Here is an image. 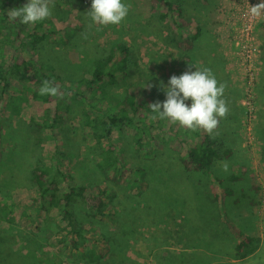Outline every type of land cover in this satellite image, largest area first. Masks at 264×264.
Wrapping results in <instances>:
<instances>
[{"label":"rangeland","instance_id":"rangeland-1","mask_svg":"<svg viewBox=\"0 0 264 264\" xmlns=\"http://www.w3.org/2000/svg\"><path fill=\"white\" fill-rule=\"evenodd\" d=\"M20 1L10 0L8 11ZM175 1L184 10V24L154 0H124L131 5L126 20L120 26L101 28L89 26L86 12L91 9L92 0H54L53 15L43 27L44 31L53 32L46 47L58 53L63 69L41 73L39 67L51 62L42 61L40 53L35 54L26 31L15 44L5 42L6 33L14 38L10 33L13 20L1 14L0 0V67L10 66L18 58L36 65L30 71L21 70L15 79L10 78L6 88L0 87V258H10L9 264H84V258L91 253L104 254L109 249L129 264H264V28L260 26L264 16L255 27L260 59L250 79L239 63L241 49L230 39L233 25L226 24L230 16L240 19L246 0ZM162 13L168 14L165 20L160 18ZM179 23L183 25L180 31ZM34 27L28 26L30 30ZM198 28L202 32L216 31L222 49L230 57L239 96L234 95L233 102L240 98V126L231 123L233 133L222 139L233 154L217 162H226L228 171L222 165L212 166L210 175L185 171L181 160H186L188 148L185 146L181 154L174 149L179 125L170 123L168 129V120L152 119L154 114L141 118L142 134L131 124L125 131H114L111 137L97 143L83 121L108 109H120L129 84L146 91L144 102L149 106L165 101L161 82L168 85L171 76L194 71L196 45L191 38ZM122 45L130 50L126 74L117 72L115 82L109 84V78H105L98 89L105 94L98 93L94 98L89 89L82 95L65 93V87L75 86L73 89L77 90L74 78L91 79L92 62L106 58L112 50L114 62H121L126 55L119 51L118 46ZM50 71L62 77L59 81L50 76L63 98L54 97L45 103L36 99L33 91L39 90ZM56 98L63 111L69 103L72 113L62 127L53 130ZM186 103L190 106L191 100ZM84 136L90 139L86 146ZM110 144L123 149L128 159L125 171L117 174L116 181L107 180L99 168L101 149ZM175 162L182 167L176 168ZM39 163L69 175L73 184L111 188L105 202L116 218L107 215L94 220L100 221L97 228L108 225V241L92 231L88 206L77 202L79 217L88 218L87 240L79 249L61 245L66 232L62 230L59 209L38 203L36 188L25 184L12 189L1 186L5 168L8 173L24 168L28 177L31 167ZM231 174L241 177L236 182L229 181L226 177ZM252 180L259 192L251 185ZM224 188L232 190L233 195H225ZM209 193L212 201L213 197L218 199L216 209L208 203ZM223 212L241 231L256 238L253 253L241 258L231 249L237 240L222 221Z\"/></svg>","mask_w":264,"mask_h":264},{"label":"trees","instance_id":"trees-1","mask_svg":"<svg viewBox=\"0 0 264 264\" xmlns=\"http://www.w3.org/2000/svg\"><path fill=\"white\" fill-rule=\"evenodd\" d=\"M160 7L167 8V10L171 11L173 16L181 21L184 24V10L181 8L179 4L176 3L175 0H154ZM28 1H20L15 8L22 7L27 4ZM2 9L1 14L4 18L9 19L7 12L10 5V0H1ZM167 13H162L160 15L161 20H165L167 18ZM179 23L178 30L180 31L183 28V25ZM44 21L41 23H37L33 29H29L28 25L21 24L19 20L13 21V25L11 26V34L13 35V40L9 33H6L5 42L13 45L15 44L21 34L23 32H27L26 35L31 39V45L33 46V51L36 53H40L42 61L51 62L50 64L41 65L39 67L40 72L46 69L56 70V68L63 67L60 64V58L58 57V53H52L54 51L53 48L46 47L47 43H49L50 35L53 32L44 31ZM260 26L264 28V23H261ZM9 29V28H8ZM29 29V30H28ZM200 28L197 29V33L191 38L193 43L195 40L200 37L203 33L200 32ZM263 39V38H262ZM189 40V39H188ZM264 41V40H263ZM23 48H26L25 44H22ZM119 51L126 54L121 62L117 63L115 61L114 50L112 53L106 58L94 60L92 62L93 69L91 71L92 78L86 79L83 76L75 79V85L78 87L77 90H74L73 87L64 89L65 93H69L73 91L74 93L82 95V91L87 89L91 90L93 93V97L96 98L98 93L102 95L105 94L102 90L98 92L99 84H101L105 78H109V83L115 82V77L117 72H122L126 74L127 62L129 49L125 46H118ZM118 50V49H117ZM116 50V51H117ZM264 55V50H263ZM48 58L50 60H48ZM117 63V64H116ZM264 63V59H263ZM116 64V66H115ZM36 65L27 62L24 58H18L17 62L11 64H3L0 67V87L2 89L6 88L9 85L10 78L15 79L21 73V70L30 71L34 69ZM111 68L108 69V67ZM115 66V67H114ZM113 67V68H112ZM42 73V72H41ZM45 72H43V75ZM47 76V77H46ZM46 79L54 81L51 77L56 80H62V77L57 75V73H50L46 75ZM33 95L36 99L48 103L53 100L52 96H41L39 90L34 89ZM146 95V91L136 84H129L125 89V95L123 96L120 104V109L117 110H106L100 116H96L94 118L87 117L83 121V126L90 128L93 136L97 143H100L103 138H109L112 136L114 131H125L128 125H134L136 130L142 134L139 130V123L143 120L141 118L143 116H151L153 115L151 109L144 102ZM57 100V108L54 113V117L52 119L51 129L60 128L64 125L65 121L70 118L72 113V108L69 103L66 105L65 110L63 111L62 103L60 99ZM161 119H159L160 121ZM162 121V120H161ZM75 131L73 130L72 133ZM175 145L174 149L177 153H180L182 149L187 146V157L186 160H181L185 171L191 172H200L207 175H210L211 167L214 163L219 162L222 157H229L233 154L232 150H229L224 143V140H219V138H214L211 136H205L202 140L201 137V129L197 131H190L186 128H182L179 126V132L175 133ZM190 139V140H189ZM90 139L87 136L83 137V143L88 144ZM138 144H141V140H137ZM155 143H158V140H155ZM181 154V153H180ZM3 155L0 153V163ZM101 157L102 161L99 164V168L102 173L105 175L107 180L116 181L117 174L121 171H125L126 165L128 162L127 156L124 154L123 149L117 150V146L114 144H110L107 149H101ZM1 171V170H0ZM28 177H26V173L24 168L18 169L15 172L10 171L8 173L7 168H5L4 172V181L1 186L4 189H12L16 185H27L31 188H36L37 196L36 201L41 205H47L50 207H54L59 209L61 214V221L64 226L62 228L63 232H66L64 237V242H61V245L68 244L71 245L73 249H79L84 241L87 240V235L89 231L85 227V222L88 218L91 221V229L92 231H96L100 237L106 241L109 240V232L107 230L108 225H103L100 229L97 228V225L100 221H94L96 217H105L110 215L111 218H116V215L111 214V208L106 204L105 199L111 192L110 187H102L100 185H85V184H73L72 178L62 173L60 170L49 169L47 166L42 164H36L34 167L28 171ZM239 176H231L230 180L237 181L239 180ZM255 181V180H254ZM64 182L67 183L66 186H61ZM222 182V181H221ZM11 184V186H9ZM200 188V187H199ZM253 188L259 192L260 188L258 185L255 186L253 184ZM225 195H232V190L223 189ZM211 195L209 194V201L213 207L216 209V205L218 204V199L213 197V201L211 199ZM80 205H86L89 209L88 218L81 219L79 217V212L77 211L76 205L78 203ZM216 202V203H215ZM220 206V204L218 205ZM219 208V207H218ZM90 212L92 215H90ZM223 212L221 215L222 221L225 223L229 232L236 238L237 242L235 244L236 255L243 258L248 254H251L256 249V238L254 236H250L241 231L234 223H232L229 218L224 215ZM96 222V223H93ZM98 229V230H97ZM124 236L127 233H123ZM135 241V240H134ZM133 242V241H132ZM131 248L134 247L130 245ZM229 253V252H227ZM10 259V258H9ZM5 258H0V264H9L8 260ZM84 264H129L128 262L121 259V257L112 252L109 249L106 253H91L89 256L84 258Z\"/></svg>","mask_w":264,"mask_h":264},{"label":"clouds","instance_id":"clouds-1","mask_svg":"<svg viewBox=\"0 0 264 264\" xmlns=\"http://www.w3.org/2000/svg\"><path fill=\"white\" fill-rule=\"evenodd\" d=\"M54 7V0H29L24 6L9 10L7 15L10 20L35 26L51 18ZM130 8L131 5L124 0H92L91 9L86 12L90 19L89 26H120L126 20ZM250 14L257 18L264 16V2L251 6ZM82 35L86 38V34ZM195 68V71L171 76L168 85L161 82L160 87L165 92L166 99L162 103L156 102L148 106L154 114L151 118L168 120L190 131L203 129L214 136L220 119H226L229 113L224 98L227 85L218 82L211 69L196 65ZM39 93L41 96L63 98L59 86L49 79L43 80ZM188 100H191L190 106L186 103ZM222 167L225 172L228 171L226 162H222Z\"/></svg>","mask_w":264,"mask_h":264},{"label":"crops","instance_id":"crops-1","mask_svg":"<svg viewBox=\"0 0 264 264\" xmlns=\"http://www.w3.org/2000/svg\"><path fill=\"white\" fill-rule=\"evenodd\" d=\"M204 33H206L207 36L204 35ZM194 44L196 45L195 47V59L197 60L196 66L200 68L211 69L218 82H222L227 85L224 98L226 99L227 106L229 108V113L227 115V118L220 119L218 128L216 129L217 134H215L214 136L209 135L207 132L201 129V137L204 138L205 136H211L214 138L217 137L220 139H224V138L228 139L231 136V133H233V129L231 128V123L232 125L236 123L238 124V126H240V123L238 122H240L242 116V109L239 104L240 98L236 99V101L233 102L234 95H237L236 98L239 96H238V92L237 93L235 92L234 79L231 74L232 72H231L230 57L228 55V52L227 51L225 52L222 49L223 43L221 42L220 39L216 37V31L214 32V30H211L210 32L203 31L200 37H198V39L195 40ZM195 70L196 68H194V71ZM170 123L171 122L168 121V129L170 128L171 125ZM240 152H242V150H240ZM175 164H178L175 165L176 168H180V166L182 167V165L179 162H175ZM215 165L220 166L222 164L214 163L212 166L214 167ZM231 176H234V174L227 176L226 179L228 178V180L230 181ZM251 183H252L251 185L253 186L254 181L252 180ZM231 249L235 250V244Z\"/></svg>","mask_w":264,"mask_h":264},{"label":"built area","instance_id":"built-area-1","mask_svg":"<svg viewBox=\"0 0 264 264\" xmlns=\"http://www.w3.org/2000/svg\"><path fill=\"white\" fill-rule=\"evenodd\" d=\"M262 2L264 0H246L238 16L240 19L235 20V16H230V19L226 21V24L233 25V33L231 32L232 36L230 39L235 41L240 47L241 52L238 54L239 63L245 70V73L250 74V79H252V75L260 59L259 41L255 35V27L260 17L251 16L250 8ZM234 20L235 22H233ZM234 54L236 55L235 52L233 56ZM249 112L251 111H248V114Z\"/></svg>","mask_w":264,"mask_h":264}]
</instances>
